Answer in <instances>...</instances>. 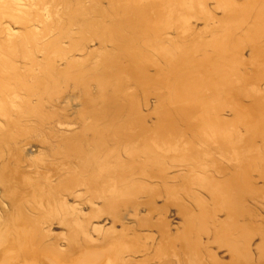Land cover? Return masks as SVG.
Here are the masks:
<instances>
[{
    "label": "bare ground",
    "instance_id": "1",
    "mask_svg": "<svg viewBox=\"0 0 264 264\" xmlns=\"http://www.w3.org/2000/svg\"><path fill=\"white\" fill-rule=\"evenodd\" d=\"M120 1L127 9L126 15L115 11L111 24L99 28L98 33L103 40L115 43L120 53L128 55L130 62L122 68L116 58H109L111 68L96 77L102 92L112 84L119 86L120 81H136L142 85L145 81H158L154 79L156 76L145 75L147 60L140 59L133 46L135 36L147 28L148 9L139 0ZM163 1L156 0L157 4ZM165 1L173 3L179 12L188 10L187 0ZM99 2L88 0L82 6V13L90 19L93 14L102 13ZM248 2L247 8L227 20L217 47L220 52L236 50L245 42L256 44L264 36L263 14L260 10L250 12L254 2L263 4L264 0ZM9 14L18 21L24 20L19 14ZM250 17L252 24L249 30L236 39L234 29ZM92 24L91 21L89 25ZM167 56L171 65L163 76L171 74L175 83L161 78L164 87H173L176 83L183 86L175 107L167 111L172 123L153 132L144 127L134 128L130 121H120L122 105L116 102L115 96L103 94L102 103L90 113L93 123L102 121L103 126L98 130L92 129L96 136L91 140L80 134L67 140L66 163L59 164L56 171L58 179L55 182L47 178L35 181L33 177L24 176L22 182L33 185L32 193L12 190L8 193L15 209L11 218L2 223L0 244L6 246L5 252L9 255L6 254L0 264H16L18 257L33 258L37 241L44 236L40 225L44 219L62 220L70 227L72 240L76 235H86L83 250L71 258L51 259L50 264H121L124 253L142 252L138 236L144 230L147 231V239L158 240L155 255L163 264H169L173 258L179 264H264V191L256 186L254 179L257 172L264 180V152L259 158H252L233 141H226L227 135L232 138L231 133L222 125L223 117L218 114L221 108H229L237 123L250 127L251 136H264V97L252 90L255 88L256 73L238 72L239 61L234 57L222 67L184 53L172 52ZM184 66L190 67V73L181 71ZM0 73V111L8 115L10 107L3 99L6 92L4 79L8 73L13 78L17 76L7 59L1 60ZM68 75L87 87L90 76H86L81 68ZM205 85L213 88L209 96L203 94ZM217 90L223 93L222 106L215 100L220 96ZM244 97L252 101L243 105L240 100ZM174 116L191 121L201 133V146L196 145L192 153L197 158L203 156L202 161L211 164L214 170L211 173L208 167L202 165V171H206L202 176L196 177L195 174L190 177L189 183L176 184V187L168 183L175 176L154 174L146 169L151 163L165 162L167 152L181 150L182 142L174 138ZM1 180L6 184L4 175ZM189 184L199 185L193 187L199 191L192 192ZM78 187L82 188L79 195L81 203L91 209L84 216V221L77 220L70 213L63 199L64 194ZM161 199L163 204L158 205ZM25 203L40 211L39 218L25 216ZM172 206L178 208L177 213L183 223L175 233L172 232L169 215ZM142 209L147 212L145 216H140ZM104 216V221L112 228L102 231V249H95V241L89 239V227L93 220ZM130 219L136 221L135 227L129 225ZM116 224L121 227L118 231L114 228ZM134 228L141 230L134 231ZM12 234H15L14 239ZM257 238L259 242L255 244ZM222 249L229 254V262L221 260ZM144 250H148L147 244ZM254 253L258 255L257 260ZM132 256L128 254L131 264L143 263L134 261Z\"/></svg>",
    "mask_w": 264,
    "mask_h": 264
},
{
    "label": "rangeland",
    "instance_id": "2",
    "mask_svg": "<svg viewBox=\"0 0 264 264\" xmlns=\"http://www.w3.org/2000/svg\"><path fill=\"white\" fill-rule=\"evenodd\" d=\"M248 1L187 0L188 10L179 12L169 1L157 4L156 0H139L148 9L147 28L135 36L133 46L140 59L147 60L144 65L145 75L153 78L156 76L154 79L158 81H145L143 85L136 81H120L119 86L112 84L102 92L96 77L111 68L109 58H116L122 68H126L130 62L128 55L120 53L115 43L103 40L98 33L99 28L111 24L115 11L119 15H126L127 9L120 0H100L102 13L93 14L91 19L81 10L88 0H0V62L3 59L9 60L17 76L13 78L8 73L4 79L6 92L3 99L9 104L10 111L8 115L0 111V235L3 232V221L11 218L15 209L8 193L11 190L32 193L30 190L33 185L24 184L22 177L30 176L35 181L47 178L55 182L58 179L56 171L59 164L63 161L66 163L64 155L67 140L78 134L87 140L95 138L96 133L92 129L98 130L103 122L93 123L90 113L102 103L103 94L115 96L116 102L122 105L120 121H130L134 128L144 127L153 132L172 123L167 111L175 107L174 103L183 91V86L176 83L173 87H164L161 78L167 82L171 80V84L175 83L171 74L163 76L171 65L168 54L184 53L222 67L234 57L239 61L236 67L238 72L256 73L255 88L252 90L264 97V36L258 43L245 42L236 50H217L227 20L247 8ZM258 10L264 16V3L254 2L250 8V12ZM9 12L19 14L24 20H16ZM249 19L251 17L234 29L233 36L236 39L243 37L249 30L252 24ZM91 21L93 24L89 25ZM186 67L181 70L185 74L190 71V67ZM78 68L90 76L87 87L68 75ZM203 89L204 96L213 92V88L208 85ZM217 92L220 96L215 97L216 103L222 106L223 93L221 90ZM240 101L245 105L252 100L244 97ZM218 114L223 117L222 125L231 133L232 138L227 135L226 141H233L242 150H246V155L259 158L264 152V136H251L250 127L237 123L229 108H221ZM173 121L174 138L182 142L181 150L167 152L165 162L151 163L146 169L154 174L175 176L168 183L176 187V184L189 183L190 177L195 174L196 177L202 176L206 172L202 171V165L208 167L211 173L214 170L211 164L202 161L203 156L197 158L192 153L196 145L201 146V133L195 125L178 116H174ZM2 175L6 184L1 180ZM254 179L256 186L264 191V180L257 172L254 173ZM194 186L199 187L197 184H189L188 188L192 192L199 191ZM81 190L78 187L71 191L74 192L72 195L71 192L64 194L63 199L70 213L77 220L84 221V216L91 209L81 203ZM161 204L162 199L158 202V205ZM177 210L176 206H172L169 213L173 233L183 225ZM23 212L29 219L39 218L40 214L29 203H25ZM146 214L142 209L140 216ZM104 219L105 216L93 220L89 227V239L95 241V249H102V231L112 228ZM129 222L130 226H136V221L130 219ZM40 225L44 236L37 241L33 258L18 257L16 264H25L27 261L50 264L51 259L71 258L85 248L86 235H76L72 240L71 229L62 220L44 219ZM114 228L117 231L121 229L119 224ZM139 230L141 228H134V231ZM140 233L138 238L143 246L142 252L124 253L120 263L131 264L129 254L133 255L134 261L143 262L139 264H163L155 255L158 240L147 239L146 230ZM11 238L14 239L15 234ZM254 242L257 244L259 238ZM175 243L178 247L179 242ZM146 244L147 251L144 250ZM5 249L6 246L0 244V260L6 254L9 255ZM220 254L223 262H229L226 249H222ZM253 255L257 260L258 255ZM169 264L179 263L173 258Z\"/></svg>",
    "mask_w": 264,
    "mask_h": 264
}]
</instances>
